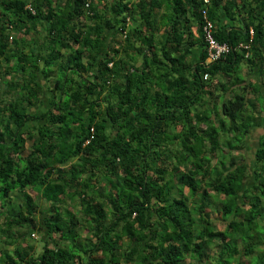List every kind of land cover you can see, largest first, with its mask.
Returning a JSON list of instances; mask_svg holds the SVG:
<instances>
[{"label":"trees","instance_id":"trees-1","mask_svg":"<svg viewBox=\"0 0 264 264\" xmlns=\"http://www.w3.org/2000/svg\"><path fill=\"white\" fill-rule=\"evenodd\" d=\"M263 76L264 0H0V264H264Z\"/></svg>","mask_w":264,"mask_h":264},{"label":"rangeland","instance_id":"rangeland-1","mask_svg":"<svg viewBox=\"0 0 264 264\" xmlns=\"http://www.w3.org/2000/svg\"><path fill=\"white\" fill-rule=\"evenodd\" d=\"M261 100H264V99H261ZM260 105H262L263 107H264V101L261 103V104H259V106ZM264 132V127L263 128H260V129H254V130H252V132L250 133V135H249V146L247 147V152L249 153V154H251V153H253V148L252 147H254L255 145H256V143H257V141H258V137H257V134H260V133H263ZM252 148V149H251ZM248 154V158H247V162H248V164H251L252 163V161H253V157H252V155H249ZM253 164V163H252ZM15 196H17V194H15ZM15 199H17V197H15ZM14 202H16V200H14ZM212 206V205H211ZM210 206V207H211ZM10 207H12V209H16V207L15 206H10ZM213 211H215L214 213H213V216L215 217L214 219H213V221L214 222H218V224H217V229H222L223 227H222V225H221V223H222V218L224 217V214L221 212L222 211V209H220V212H217V210L214 208V209H212V212ZM228 218V217H227ZM262 225V224H261ZM224 230L226 229V228H223ZM259 230H261V231H263V227H260V229ZM31 232H33V231H31ZM27 237H28V235H27ZM33 239V240H30V239ZM30 239L28 238V242L29 243H36L35 241H37L39 238H38V234L37 233H34V235H32V234H30ZM261 240H262V236H261ZM228 243V242H227ZM229 244V243H228ZM227 244H225V246H226ZM257 254H258V252H257ZM256 254V255H257ZM261 253L259 252V255H260ZM260 258V257H259ZM259 258H257V256H255L254 257V262L256 263L258 260H259Z\"/></svg>","mask_w":264,"mask_h":264},{"label":"built area","instance_id":"built-area-1","mask_svg":"<svg viewBox=\"0 0 264 264\" xmlns=\"http://www.w3.org/2000/svg\"><path fill=\"white\" fill-rule=\"evenodd\" d=\"M207 2V0H204ZM202 15L205 20L204 25V35L205 39L208 42V52H209V61H212V59H218L228 51V46L226 44H220L218 43L214 36L211 34V22L206 18V11H202ZM205 78V77H204Z\"/></svg>","mask_w":264,"mask_h":264},{"label":"crops","instance_id":"crops-1","mask_svg":"<svg viewBox=\"0 0 264 264\" xmlns=\"http://www.w3.org/2000/svg\"><path fill=\"white\" fill-rule=\"evenodd\" d=\"M222 23L224 24H221L222 25V27H221V25H220V27H221V29L223 30V28L224 27H226L228 24H232V22H229L227 25H226V21H225V16H223L222 17ZM226 25V26H225ZM199 51H200V48H197V50H196V48H194L193 50H192V53H191V56L189 57V59L192 61V62H195L197 59H199L198 57H199ZM256 74H258V73H255L254 74V76L252 77V78H254L255 76H256ZM223 78V77H222ZM263 79H261V80H257V82L260 84V85H263L262 87H264V76L262 77Z\"/></svg>","mask_w":264,"mask_h":264},{"label":"clouds","instance_id":"clouds-1","mask_svg":"<svg viewBox=\"0 0 264 264\" xmlns=\"http://www.w3.org/2000/svg\"><path fill=\"white\" fill-rule=\"evenodd\" d=\"M204 1V0H203ZM204 3H208V0H207V2H205L204 1ZM203 11V10H202ZM250 33L252 34L253 33V31H252V29H250ZM221 44H225V43H221ZM228 51H229V47H228ZM228 51L226 52V53H228ZM226 53H224V54H226ZM207 60L209 61V58H207ZM261 77V76H260ZM264 88V87H263ZM263 91H264V89H263ZM32 235H34V233H32Z\"/></svg>","mask_w":264,"mask_h":264}]
</instances>
